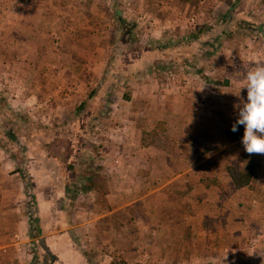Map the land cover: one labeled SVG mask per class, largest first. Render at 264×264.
I'll list each match as a JSON object with an SVG mask.
<instances>
[{
    "label": "rangeland",
    "instance_id": "374dc122",
    "mask_svg": "<svg viewBox=\"0 0 264 264\" xmlns=\"http://www.w3.org/2000/svg\"><path fill=\"white\" fill-rule=\"evenodd\" d=\"M30 1L23 16L24 0H0V174L13 179L16 212L63 215L93 264H264V121L249 114L246 139L225 135L232 114L264 99V0H95L93 25L86 1L45 0L47 24ZM246 57L252 67L229 65ZM151 95L143 143L159 150L131 152L141 142L126 116L146 107L131 100ZM164 97L168 126L157 123ZM117 143L129 147L107 157ZM233 165L252 169L253 184L237 187ZM118 206L120 228L100 219Z\"/></svg>",
    "mask_w": 264,
    "mask_h": 264
},
{
    "label": "crops",
    "instance_id": "0c3cea01",
    "mask_svg": "<svg viewBox=\"0 0 264 264\" xmlns=\"http://www.w3.org/2000/svg\"><path fill=\"white\" fill-rule=\"evenodd\" d=\"M80 1L81 2L86 1L84 4L91 6V9L93 7L92 11L94 10L93 11L94 13L93 15L89 14L88 17L90 18V22L92 23V25L95 24L93 20V16L97 13L99 3L95 2V4H93L95 0H91L92 4L88 3L87 0H80ZM42 2H40L39 0H37L36 2V6L38 10V23L47 24L49 23V21L46 18L47 17L46 16V9H47L46 5L47 4L45 0H42ZM66 2L70 3V1L68 0H66ZM105 2L108 4V8H109V6H111V1L105 0ZM33 4L34 3L31 2L30 0H24V3L22 4L23 16H25L26 14L27 16H30V6ZM89 6H88V9H89ZM56 8L57 7H55V9ZM65 18L66 17L58 16L57 21H60L61 25H65V22L69 24V21L65 20ZM54 23H56V20H54ZM88 24L90 25L89 21H88ZM91 29L93 30L92 26H91ZM73 35L75 34L71 32H66L63 34V36H73ZM165 38L166 36H161L159 39L163 41L165 40ZM259 49L262 50V52L260 53V56H258L259 63H262V67H264V56H263L264 49L262 48V45L259 46ZM163 50L165 49H162V47L161 49L160 48L154 49V50L152 49L150 51L146 50L144 51L143 54L139 56L136 63L139 65L140 62L147 60L146 57L148 56L151 57V59L153 57H159L162 54ZM42 54L43 52H40V51L37 52L36 59L41 58ZM244 62L248 67H252L255 64L254 62L248 60V58L246 57L242 62L238 61L236 63L231 60L229 62V65H231V67H235V69L236 68L241 69ZM38 63L39 61L37 62V65ZM235 63H236V66H234ZM40 67L41 66L39 65L38 72L39 73L42 72L43 75H45L46 71L42 70V68ZM259 73L261 74H259L260 76L258 79L263 81V84H261L259 88H263L262 90H264V69L261 68V72ZM245 78H247V75ZM75 81H76L75 84H77V81H79V79L77 78L75 79ZM249 82L243 84L247 90H249L254 85L251 83L253 82L251 81V79H249ZM85 85L88 88V84H85ZM63 87L71 91H74V88L70 84H65V86ZM146 89L148 88L146 87ZM169 97H164L165 98L164 102L166 106L162 107V111H164L167 117L165 116L164 119L159 118L157 122V123H160L162 121H166L167 126L169 125L168 122L169 121L171 122L170 115H172V111H174L172 109L170 102L168 101ZM119 100H122V98L110 100V104L116 105ZM131 101L136 102L137 104H140L146 107L141 109L140 114H137L136 117H134V115L126 116L129 118V120L135 123V127L137 129L136 130L137 138L139 137V140L141 142L140 145H137L135 147L130 146L129 151L133 150L131 152H139L141 154H147V153L153 154L159 150L158 146L154 143H149V144L143 143V140L145 137L144 136L145 131H149L148 126L145 123L151 117L150 115L151 113L149 111L150 110L149 105L150 104L153 105L154 103L153 96L152 95L149 97L144 96L143 98H138V99L136 98V99H132ZM231 103H232V98H231ZM261 103H262L260 106L261 109L258 108L259 110H257L256 112H248V114L247 113L244 114L246 116H244L243 114H236V116H234V114H232V116L229 119L234 120L235 122L227 127L225 131L226 137H228L227 130L230 127H232L234 124H236L237 122H243L248 130L247 124L244 121L249 120V116H248L249 114H251L252 120H256L260 122L264 121V99ZM247 105L248 104H243L242 106L247 107ZM238 109L239 111L242 110V108H238ZM113 117H115V115ZM155 123L156 122L154 120V124ZM248 135H249V130H248ZM247 137H245L244 139H246ZM228 139L231 140L229 137ZM233 142H237V141H233ZM127 147L129 146L125 147L124 145L117 143V145L115 146L105 147L103 151L108 157V155L111 152L112 153H125ZM156 160H157V156L153 155L152 157L149 156V158L145 160L141 159L139 161V164H145V162L143 163L142 161H149V164H151L153 162H156ZM122 162H123V158L117 157L116 163H119V166L121 165ZM187 168H190V166H188ZM118 178L119 176H117V181H116L117 183H125L124 178H119V179H122L123 181H119ZM175 179H178V178H175ZM78 184L80 183L77 182V185ZM12 185H13L12 178L10 177L7 178L0 174V264H93L88 259V257L80 250L78 246L77 237L75 236L74 227H70L68 223H66L63 215L62 216L60 215V217L56 215L57 216L56 221L51 223L49 215L44 214L41 216V213L38 211H36L35 214L33 215L29 207L25 215L23 214V212L21 213L16 212L17 210L14 208V203H13L14 196L12 193V190H13ZM113 216L117 218V227L120 228L121 222L123 221L122 219L124 217V210H122V208H120L119 206L117 207V209H114V210L107 209V210L102 211L100 219H102L103 222L104 221L113 222L115 221ZM91 222L92 220L86 221V223L88 224H90ZM80 225H76L75 227L78 228L80 227ZM37 231L38 233L40 232V234H37ZM150 231H149L150 236L154 237L155 234L158 233V228H155V226H153L150 228ZM120 237L121 236L119 235L118 238L120 239ZM165 247L169 248V245H165ZM48 253L49 255H47ZM44 254H45V257L41 259V256Z\"/></svg>",
    "mask_w": 264,
    "mask_h": 264
},
{
    "label": "trees",
    "instance_id": "16d2710c",
    "mask_svg": "<svg viewBox=\"0 0 264 264\" xmlns=\"http://www.w3.org/2000/svg\"><path fill=\"white\" fill-rule=\"evenodd\" d=\"M121 21H122V24H120V27L121 25H124V24L130 26V24H128V22H125V20L121 19ZM133 25H136V23H133ZM132 29L133 27L130 26L129 31H132ZM227 136L232 141H240L248 136V130L243 122H237L236 124H234L232 127H230L227 130ZM229 173L235 185L239 188L246 187L248 185L253 184L254 174H253L252 169H250L249 171H243L239 169L237 166L233 165L229 167ZM213 184L218 185L219 187H224V184H222V182H219L216 180H209L206 185L211 186ZM47 255H49V253ZM44 257H45V254L41 256V259H43Z\"/></svg>",
    "mask_w": 264,
    "mask_h": 264
}]
</instances>
